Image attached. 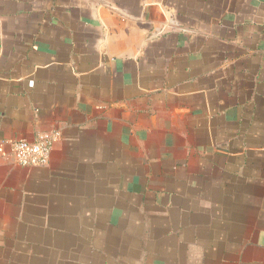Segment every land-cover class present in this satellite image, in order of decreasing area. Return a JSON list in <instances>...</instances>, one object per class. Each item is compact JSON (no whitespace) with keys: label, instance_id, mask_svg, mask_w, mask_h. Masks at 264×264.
Segmentation results:
<instances>
[{"label":"crops","instance_id":"0c3cea01","mask_svg":"<svg viewBox=\"0 0 264 264\" xmlns=\"http://www.w3.org/2000/svg\"><path fill=\"white\" fill-rule=\"evenodd\" d=\"M0 146V264H264V0H0Z\"/></svg>","mask_w":264,"mask_h":264},{"label":"built area","instance_id":"2783aa9c","mask_svg":"<svg viewBox=\"0 0 264 264\" xmlns=\"http://www.w3.org/2000/svg\"><path fill=\"white\" fill-rule=\"evenodd\" d=\"M54 139L40 135L35 141L17 140L9 144V154L19 167H37L47 165ZM0 154L4 155L3 147L0 146Z\"/></svg>","mask_w":264,"mask_h":264}]
</instances>
